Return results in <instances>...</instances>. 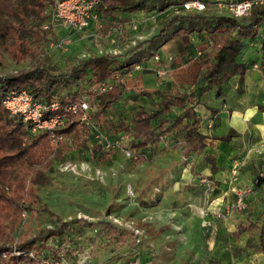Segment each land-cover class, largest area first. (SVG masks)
Returning <instances> with one entry per match:
<instances>
[{"label": "rangeland", "instance_id": "obj_1", "mask_svg": "<svg viewBox=\"0 0 264 264\" xmlns=\"http://www.w3.org/2000/svg\"><path fill=\"white\" fill-rule=\"evenodd\" d=\"M166 1L174 3L148 12L138 25L136 21L130 23L118 18L100 19L92 28L80 32L48 30V39L43 44L32 43V50L39 52L40 58L55 73L68 71L92 55H122L124 57L116 61V66L125 62L131 66L124 71L117 70L115 78H118L115 81L125 87L130 88L135 84V87L140 88L139 80L144 76L140 78L134 76V73L142 71V75H145L146 63L150 60L154 63L156 54L163 56L161 48L143 42L159 34L172 17L179 15L176 2L183 0ZM208 1L210 7L203 16L213 20L231 15L224 4L240 0ZM219 2L223 7L218 6ZM153 15L156 20L152 19ZM182 27L184 32L178 36L182 38L185 35L183 38L186 40L196 32L187 29L188 23ZM178 29L172 28L159 44L172 38ZM63 38L68 41L63 49L50 48L52 40ZM21 59L23 53L18 44H0V75L32 67V61L24 62ZM134 63L141 66L136 68ZM96 72L94 68H87L76 75L73 79L74 92L91 97L92 87L98 83L95 81ZM151 72L157 84L165 82V79H160L156 68ZM132 88L126 90L125 99L107 110L105 120L108 123L129 122L139 106L149 110L159 107L155 99L149 100L142 95L130 93L134 90ZM96 112L95 108L89 110V115ZM90 125L96 132L94 140L98 144L105 138H120L123 144L120 148L105 151L110 153L109 157L102 158L101 151L89 148L73 150L63 161H56L50 172L55 184L37 186L41 203L36 204L34 211L24 214L18 232L36 235L57 224L53 216L41 210L43 205L66 221L84 219L96 224L90 226L83 222H71L62 238H51L45 245L37 241L31 254L46 260L51 249L55 248L60 260L49 258L54 264H212L214 259L221 264H247L250 261L256 264L252 242L248 247L250 252L242 254L235 247V239L230 231L231 226L239 221L235 216L249 211L245 196L251 192L250 188L235 192L236 196L247 192L244 196L247 205L245 209L237 210L235 201L216 205L217 188L201 173L206 162L195 153L184 155V140L177 131L171 133V136L176 137L174 140H177L173 146L178 151L175 153L168 151L166 139L147 149H139L133 147L134 137L129 132L117 133L105 121H98L94 116L91 117ZM173 127L176 126L173 124ZM128 150L134 151L135 156H129ZM68 162L75 164L76 170L69 171L66 168ZM102 222H111L130 233L127 243L122 245L111 242L107 230L102 229Z\"/></svg>", "mask_w": 264, "mask_h": 264}, {"label": "trees", "instance_id": "obj_2", "mask_svg": "<svg viewBox=\"0 0 264 264\" xmlns=\"http://www.w3.org/2000/svg\"><path fill=\"white\" fill-rule=\"evenodd\" d=\"M204 1L210 7V2ZM53 3L54 0H0V44L4 46L18 44L19 50L23 53V59L20 61L33 62L30 69L0 75V264H53L54 262L50 260L53 257L60 260L55 248L50 251L48 256L50 259L44 260L37 254H31L37 241L45 245L51 238L56 240L62 238L71 222L74 224L83 222L90 226L96 224L84 219L66 221L43 205L41 210L53 216L57 224L53 228L41 230L36 235L18 232L20 224L24 221V214L34 211L36 204L41 203L37 186L55 184L50 172L56 161H63L73 150L89 148L92 151H101L102 158L110 156V153L103 151L101 144L94 140L96 132L90 124L83 121V111L64 112V107L81 95L78 91L74 92V77L87 68H94L97 70L95 81L102 82L113 79L117 70L124 71L131 66L129 62L116 66V61L124 56L107 53L100 56L92 55L68 71L57 73L52 71L40 58L39 52L32 50L31 44L37 42L43 44L48 39L49 35L43 29V24L48 20L46 12L51 10ZM172 3L174 2L166 0H100L96 12L99 19H103L122 12L136 10L150 12ZM206 11L175 15L159 34L143 42L156 47L172 28L179 27L174 36L184 32L182 27L184 23H188L187 29L190 31H202L205 26L204 29L208 31L213 43L202 56H198L202 58L201 72L192 90L177 94L144 90L139 95L162 97L159 107L149 110L139 106L129 122L112 124L105 119L107 110L123 96V89L117 83L111 90L91 94V103L98 104V110L92 116L98 121H105L117 133L121 131L132 133L134 137L132 145L139 149H147L150 145L161 142L166 131L164 126L173 123L183 137L184 155L202 153L207 135L202 132V119L196 107L208 91L216 88L220 95V88L224 83L236 75L245 74L247 66L238 59L244 48L242 38L256 39L263 35L261 51L264 62V5L253 6L250 16L245 19L224 15L207 20L203 16ZM24 89H29L36 100L47 104L53 101L59 103L58 112L65 115L66 123L64 127L56 130L58 135L63 136L57 147L51 145V135L48 131L30 134L21 117L12 115L4 107L3 101L11 91ZM176 107L183 110V115L172 118L173 108ZM232 136L231 134L217 139ZM101 225L103 230H107L111 242L125 245L131 236L111 222H102ZM256 227L253 222L248 226L241 224L233 236L239 238ZM260 241L264 252V224L260 229ZM212 264L220 263L213 260Z\"/></svg>", "mask_w": 264, "mask_h": 264}, {"label": "crops", "instance_id": "obj_3", "mask_svg": "<svg viewBox=\"0 0 264 264\" xmlns=\"http://www.w3.org/2000/svg\"><path fill=\"white\" fill-rule=\"evenodd\" d=\"M146 14L149 13L136 10L103 19L121 18L130 23L136 21L138 25ZM93 26L94 23L87 30ZM179 36L173 35L172 38L157 45L163 50L162 61L153 63L150 60L146 63L147 69L145 73L143 72L145 75H142V71L138 74L134 73V76L140 78L144 76V78L139 80L140 88L135 87V84L131 86L137 91L132 90L130 93L139 95L144 90H160L166 94H177L193 89L194 82L201 72L202 58L197 56V50L205 45L210 35L206 29H202L189 35L188 40L183 38L185 35L182 38ZM242 39L244 48L238 59L247 66L245 74L236 75L224 83L220 88V95L216 88L208 91L196 107L202 119V132L207 138L202 153L195 154L206 162L201 173L217 188L214 204L234 203L237 197L236 191L250 188L251 192L245 196L249 211L235 216L239 221L231 226L230 231L233 236L239 225L248 226L250 222L255 223L257 227L251 231L242 234L239 238L233 236L235 247L240 249L242 254H247L250 252L248 247L252 242L255 246L253 252L257 259L256 264H264V252L260 241V229L264 224V62L261 51L263 35L256 39L245 37ZM154 68L165 70V75L159 76L161 80L165 79V82L158 84L155 82L156 78L151 72ZM119 86L123 89V96L111 108H114L121 99H125L126 90L131 88L120 83ZM144 97L149 100L155 99L158 104L162 98L159 95ZM182 115V109L173 108L172 118ZM164 129L165 134L159 143L165 142L166 139L165 145L169 148L168 151L176 153L177 150L173 149V146L177 140H174L176 137L171 136V133L173 130L177 131V127L174 128L173 123H170L166 124ZM231 134L233 136L230 138L217 139ZM229 162L230 165H227ZM235 164L238 166L236 174H234ZM258 179H260L259 184ZM247 264H252V261Z\"/></svg>", "mask_w": 264, "mask_h": 264}, {"label": "built area", "instance_id": "obj_4", "mask_svg": "<svg viewBox=\"0 0 264 264\" xmlns=\"http://www.w3.org/2000/svg\"><path fill=\"white\" fill-rule=\"evenodd\" d=\"M99 3L100 0H54L51 10L48 13L46 12L48 20L44 23L43 29L45 31L51 29H67L75 32L83 31L100 20L96 12ZM222 5L220 2L218 3L220 7H223ZM255 5H264V0L231 1L224 4V7L230 12L231 16L241 19L249 17ZM176 8H178L179 14H188L206 11L209 5L204 0H183L176 4ZM152 19L156 20V16L153 15ZM212 43L211 39L207 40L205 45L197 50V56H202ZM67 44L68 41L64 38L58 41L52 40L49 43L50 48L58 49H63ZM154 59L156 62H161L162 56L156 54L154 55ZM157 74L162 77L165 75V70L157 69ZM116 78L98 82L92 87V93L111 90L117 84ZM3 105L12 115L21 117L23 123L27 125L30 134L36 135L42 131H48L51 135V145L54 147H57L60 140L63 139V136L58 135L56 132L57 129L64 127L66 123L65 115L58 112L60 110L58 102L53 101L47 104L36 100L29 89H24L22 91H11L5 97ZM94 108L98 110L97 103L91 104L90 97L80 95L76 100L64 107V112L77 113L83 111V121L90 124L91 116L89 115V110H93ZM100 144L103 151H110L120 148L123 140L120 138H105ZM127 154L135 156V152L131 150H128ZM66 168L69 171L76 170V166L72 162H68ZM237 168L238 166L235 164L234 174L237 173ZM245 193L247 192L239 193L235 200L234 206L237 210H243L247 206L244 198Z\"/></svg>", "mask_w": 264, "mask_h": 264}]
</instances>
